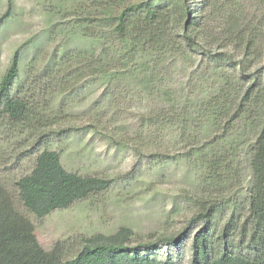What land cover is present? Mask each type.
Masks as SVG:
<instances>
[{"label":"trees","instance_id":"trees-1","mask_svg":"<svg viewBox=\"0 0 264 264\" xmlns=\"http://www.w3.org/2000/svg\"><path fill=\"white\" fill-rule=\"evenodd\" d=\"M38 3L58 18L49 34L64 36L62 43L40 72L37 67L40 77L24 96L15 93L24 45L0 83V129L9 131L4 140L16 137L11 133L37 137L32 172L13 182L27 212L42 220L103 195L115 182L68 171L52 147L63 144L59 136L64 133L71 138L93 132L158 164L171 157H158L156 147L175 135L187 149L181 157L195 158L200 184L198 192L186 196L193 215L183 233L136 242L135 233L124 227L112 235L58 242L49 251L38 240L31 217L19 209L10 182L0 179V264H178L171 250L193 232L190 264H264V0ZM13 6L9 0L4 20ZM73 42L89 47L74 49ZM39 59L40 54L37 66ZM198 63L202 85L210 86L194 108L179 102L172 78L180 65L194 68ZM91 85L104 86L110 104L101 103V96L90 110V125L56 131L67 117L63 109L54 111L56 103L68 105L69 98L85 96ZM137 92L143 100L159 101L160 107L135 117L139 127L132 136L106 129L116 126L120 112L113 110L120 100ZM201 126L220 136L200 146ZM231 140L235 146L229 149ZM246 140L250 183L243 195L245 186L240 190L235 176L241 172L236 154ZM147 149L152 153L146 155ZM232 187H237L235 193ZM163 247L166 259L156 255Z\"/></svg>","mask_w":264,"mask_h":264},{"label":"rangeland","instance_id":"rangeland-1","mask_svg":"<svg viewBox=\"0 0 264 264\" xmlns=\"http://www.w3.org/2000/svg\"><path fill=\"white\" fill-rule=\"evenodd\" d=\"M13 2L10 16L4 20L3 17L9 9V0H0V25L5 21L0 26V83L14 53L24 45L21 75L15 91L17 96L19 92L24 96L31 82L37 81V77H40L37 75V67L40 72L54 50L59 47V43H62L61 39L64 36L49 34L59 20L44 13L38 0H13ZM71 47L82 49L88 48L89 44L73 42ZM32 62L35 63L34 68ZM199 66V63L194 68L180 65L172 78V86L178 93L179 102L194 108L197 102L207 97L209 93L207 88L210 86L202 85L203 71L196 70ZM22 84L25 87L23 91H21ZM103 93H105L104 86L91 85L85 91L84 98H79L80 95L69 98L68 105L65 106L61 105V102L56 103L55 112L62 109L67 112L65 122L56 131L90 125L93 119L90 110L95 107L100 97L103 98L101 103L106 105L112 100ZM118 105L113 110L120 112L116 117V126L105 125V127L119 133L126 132L131 136L139 127L135 117L160 107L159 101L146 97L143 100L138 92L121 99ZM200 130L197 133L200 146H205L220 136V133L213 129L201 126ZM8 132L6 128L0 129V179L5 181V184L7 181L10 182L7 184L8 189L14 191L19 209L31 217L38 240L46 250L50 251L58 242H75L80 238H90L98 234L112 235L124 227L135 233L136 242L155 240L163 236L183 233L192 218L193 212L186 196L198 192L199 170L193 162L195 158L181 157L187 149L183 148L175 135H169L164 143L162 141L156 147L158 149L154 153H157L158 157L167 155L171 157L163 164H158L153 163V159L149 156L146 159L139 158L127 147L117 148L113 142H108L106 137L93 132L75 133L71 138H67L69 133L62 134L59 138L63 140V144H54L52 147L60 152L62 163L68 171L113 179L115 182L103 195L78 202L69 209L57 210L44 219L37 220L27 212L13 186L14 180L32 172L36 157L34 154L37 152V137L11 133L10 137H16L5 141ZM245 142L247 144H243L238 151L240 155L236 154L238 169L240 168L241 172L240 175L235 173L236 178L239 177L240 190L245 186L242 190L243 195L247 192L246 187L250 183L247 161L249 140ZM234 146L235 143L231 140L229 149ZM151 151L147 149L146 155L151 154ZM236 189L237 187L230 188L231 193H235ZM228 216L227 213L221 219L225 220ZM193 236L194 232L191 236H185L180 247L171 250L178 264H190ZM156 255L160 259H166L167 248L163 247L161 251L156 252Z\"/></svg>","mask_w":264,"mask_h":264}]
</instances>
